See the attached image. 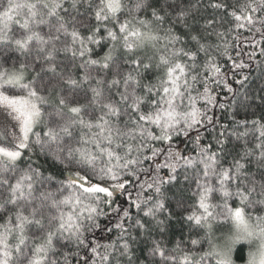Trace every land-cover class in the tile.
Segmentation results:
<instances>
[{
  "label": "snow or ice",
  "instance_id": "obj_1",
  "mask_svg": "<svg viewBox=\"0 0 264 264\" xmlns=\"http://www.w3.org/2000/svg\"><path fill=\"white\" fill-rule=\"evenodd\" d=\"M253 67L264 0H0V264H264Z\"/></svg>",
  "mask_w": 264,
  "mask_h": 264
},
{
  "label": "trees",
  "instance_id": "obj_2",
  "mask_svg": "<svg viewBox=\"0 0 264 264\" xmlns=\"http://www.w3.org/2000/svg\"><path fill=\"white\" fill-rule=\"evenodd\" d=\"M252 72V76H253V83L251 85L252 89L255 91H259V88L261 86H264V81H262L259 78V72L257 69H255V67H253V69L250 70ZM179 195V193H177ZM181 230V225L178 221H173V227L171 229V231L179 233V231ZM186 231V229H185Z\"/></svg>",
  "mask_w": 264,
  "mask_h": 264
}]
</instances>
